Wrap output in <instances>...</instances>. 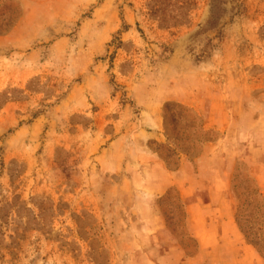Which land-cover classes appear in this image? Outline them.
I'll return each mask as SVG.
<instances>
[{
    "label": "rangeland",
    "instance_id": "374dc122",
    "mask_svg": "<svg viewBox=\"0 0 264 264\" xmlns=\"http://www.w3.org/2000/svg\"><path fill=\"white\" fill-rule=\"evenodd\" d=\"M212 1L0 0V264H234L198 254L179 190L141 166L225 134L264 264V0H214V29Z\"/></svg>",
    "mask_w": 264,
    "mask_h": 264
},
{
    "label": "crops",
    "instance_id": "0c3cea01",
    "mask_svg": "<svg viewBox=\"0 0 264 264\" xmlns=\"http://www.w3.org/2000/svg\"><path fill=\"white\" fill-rule=\"evenodd\" d=\"M220 125L222 126L221 123ZM230 141L228 134L209 141L204 146L203 153L193 160H189L187 154L182 153L175 170L170 169L157 153L146 147V159L141 161V166L152 167L153 171H158L161 175L160 188L176 187L179 190L185 204L187 229L195 241L198 254L222 250L235 263L249 264L258 255L254 246L246 241L241 232L236 217L237 202L229 195L232 170L239 156L238 150L233 155L225 148ZM250 144L254 150V143ZM236 148L239 149V143ZM248 158L251 176L264 194V160L260 156L256 159L252 154ZM209 160H215L211 171L201 174L200 170ZM195 189L207 190V195L204 192L205 194L195 198Z\"/></svg>",
    "mask_w": 264,
    "mask_h": 264
},
{
    "label": "trees",
    "instance_id": "16d2710c",
    "mask_svg": "<svg viewBox=\"0 0 264 264\" xmlns=\"http://www.w3.org/2000/svg\"><path fill=\"white\" fill-rule=\"evenodd\" d=\"M211 18L209 19V25L212 29L216 28V24H217V11H216V7L214 5V0L211 3Z\"/></svg>",
    "mask_w": 264,
    "mask_h": 264
}]
</instances>
